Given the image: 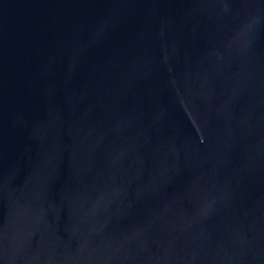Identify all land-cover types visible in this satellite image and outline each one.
I'll use <instances>...</instances> for the list:
<instances>
[{"label":"water","instance_id":"95a60500","mask_svg":"<svg viewBox=\"0 0 264 264\" xmlns=\"http://www.w3.org/2000/svg\"><path fill=\"white\" fill-rule=\"evenodd\" d=\"M0 264H264V0H0Z\"/></svg>","mask_w":264,"mask_h":264}]
</instances>
